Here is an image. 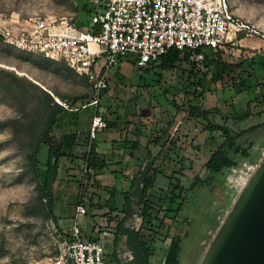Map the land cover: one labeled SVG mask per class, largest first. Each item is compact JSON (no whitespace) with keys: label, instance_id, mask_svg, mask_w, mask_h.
Masks as SVG:
<instances>
[{"label":"rangeland","instance_id":"rangeland-1","mask_svg":"<svg viewBox=\"0 0 264 264\" xmlns=\"http://www.w3.org/2000/svg\"><path fill=\"white\" fill-rule=\"evenodd\" d=\"M229 1L235 15L248 28L222 49L223 53H219L218 57L236 64L247 60L258 70L260 57L264 55V0ZM85 2L89 3V0H0V17L44 14L72 17L77 23H91L92 14H86L82 9ZM2 42L0 68L24 75L55 95L56 102L57 98L65 100L57 95L76 97L87 94V98L80 99L76 104L82 107L93 99L92 82L71 70L65 63L20 52ZM125 60L108 75V92L100 96L98 106L80 109L79 125L67 129L79 135L80 144L75 149L78 156L74 160H61L54 184L56 201L51 216L33 214L34 209H40L33 201L37 195L36 181L24 169V156L13 141L11 129L2 124L9 118L19 116V110L14 101L0 91V264H51L59 250L61 237L70 232L72 217L82 192L84 199L81 201L87 205V213L80 221L84 233L96 227L95 233H99L109 243L110 246H107L110 252L114 240L113 230L104 229L108 223V208L100 207L105 205L110 189L113 188L119 189L116 202L119 206L122 204L124 196L120 189L128 188L129 185L125 186L122 182L125 174L121 153L127 148L125 155H128L132 150V142L139 141L137 152L144 158V163L147 152L151 151V157H156L154 166L163 167L165 174L156 176V186L152 190L160 194L163 193L161 189L169 185L168 175H175L186 187L197 175L202 178L208 176L205 163L223 140L221 131H209L206 128L208 123L226 125L237 133L264 121V115L257 114L244 121L235 120L233 111L245 109L251 96L247 91L237 92L231 85L223 88L220 83L211 82L210 79L204 83L205 92L199 104L202 109L213 111L208 116L205 113L192 115L190 107L197 102L194 95L199 94L201 89L194 92V87H186L188 73L184 70L185 64L181 68L160 73L156 68L145 71V67L138 68ZM103 62L104 59H101L99 63ZM95 114L100 115L106 125L94 140H90L89 131ZM160 135L162 138L159 140ZM155 140H159L157 145ZM240 141H254L253 153L261 152L264 158V129L249 133ZM93 142L97 145V151L109 163L114 159H122L119 164H110V168L119 173L114 174L115 177L109 171L97 172L91 169L87 172V165L81 156ZM113 153L115 157L111 156ZM182 166L184 169L181 176L179 171ZM223 179L224 176L219 174L216 183ZM230 179V187H244V181H247L244 171ZM91 197L94 201L92 205ZM180 199H185L180 213L183 224L173 228L172 234L183 235L189 231V236L182 244L181 258L183 264H198L216 234V229L210 227L216 223L220 215V203L224 199L221 189L211 190L205 183L194 190H190L189 186ZM134 208L137 209V206ZM229 210H225L222 220ZM141 222V219L136 223L129 220L128 225L137 229ZM168 243L169 240H164L156 244L152 264L163 263ZM120 249L122 264H128L133 258L132 254L124 250L123 242L120 243ZM115 262L109 260L108 264Z\"/></svg>","mask_w":264,"mask_h":264},{"label":"trees","instance_id":"trees-1","mask_svg":"<svg viewBox=\"0 0 264 264\" xmlns=\"http://www.w3.org/2000/svg\"><path fill=\"white\" fill-rule=\"evenodd\" d=\"M82 9L86 14L92 11L89 9L87 2L83 4ZM242 33H244V30L240 31L239 34ZM0 42H2L1 38ZM9 47L15 49L12 46ZM219 53H223L222 49L215 50L211 47L197 50L172 48L161 57L157 65L138 66L136 61L129 59L125 61L136 65L138 68L145 67V71L156 68L160 73L181 68L185 64L186 69L184 70L188 73L186 87H194V92H197L198 88L201 89L199 94L194 95L197 102L190 107L192 115L205 113V116H208L213 111V109H202L199 104L200 98L205 92L204 83L208 79L211 82L220 83L223 88L231 85L237 92L247 91L251 96L245 109L233 111L232 116L235 120L244 121L252 118L255 114L258 116L264 115V55L260 57V67L256 70L247 60H242L236 64L219 58ZM36 55L42 56L41 54ZM122 62L123 59L112 68L110 73L117 66L120 67ZM84 77L89 81L86 76ZM0 91L11 98L19 110V116L9 118L2 124L11 129L13 141L24 156V169L36 181L37 195L33 201L40 209H34L33 214L51 216L56 201L54 184L59 174L61 160L62 158L74 160L78 156L75 149L80 144L79 135L77 132L68 131L67 129L79 125L80 109H65L56 102L55 95H51L50 92L44 90L37 83L27 79L24 75H18L14 71L3 68H0ZM106 92H108V85L101 90L100 95L102 96ZM186 92L189 94L190 91L187 90ZM57 96L68 100V102L70 101L72 108H78L79 106H76L77 102L88 97L87 94L76 97ZM91 101L82 106L87 105L84 108L92 106L88 105ZM206 128L209 131H221L223 136V140L205 163V167L209 171L206 178L197 175L194 181L186 187L184 183L180 182L179 178L176 179L175 175H168V187L161 189L163 193H153L152 190L156 186V176L164 175L165 172L163 167L154 166L153 162L156 157L155 155L151 157V151H149L146 162L140 165L139 171L128 181V188L121 187L120 192L124 197L120 206L116 202L119 189H110L111 192L105 205L100 208H108V213H106L108 223L104 229L113 230L114 240L110 247L109 260L116 261L114 264H122L120 259L121 242L124 244V250L131 253L133 257L128 264H152L155 246L164 240H169V243L162 264H183V258H181L182 244L189 236V231L187 230L183 235L172 234V229L177 228L179 224H183L182 220L180 221V213L185 205V199H180V197L189 186L190 190H194L205 183L211 190L221 189L224 202L220 203V215L216 223L210 227L216 229L217 232L223 221L222 215L227 208L231 209L239 194L235 187L229 186L228 174L243 162L259 163L263 159L261 152L253 153L254 141L242 143L240 140L249 133L264 129V121L242 129L237 133L221 124L208 123ZM165 132L163 131V133ZM58 133L60 134L57 135ZM161 138L162 135L159 136V140ZM159 140L154 141L156 145ZM171 143L173 142L171 141ZM138 145L139 141L136 140L130 144V149L136 150ZM127 150V148L123 150L121 158L124 159ZM81 157L85 160L88 169L119 174L115 172L116 170L110 168V164H119L122 159L120 158L119 161L114 159L109 163L107 158L97 151V145L94 142L91 143L89 150H86ZM181 169L179 172L182 176L184 167L182 166ZM219 174H222L224 179L220 183H216ZM83 194L84 192L81 193V200L84 199ZM90 199L92 205L94 201L92 197ZM134 206H137V209ZM112 213L116 215H112ZM140 219L142 222L139 228L136 229L128 225L129 220L136 223ZM95 229L96 227H93L92 231L86 232V237H98L99 233H95ZM100 229L102 230L103 227H100ZM67 236L63 235L61 239ZM200 240L201 237L199 242ZM107 245L110 246L109 243Z\"/></svg>","mask_w":264,"mask_h":264},{"label":"built area","instance_id":"built-area-1","mask_svg":"<svg viewBox=\"0 0 264 264\" xmlns=\"http://www.w3.org/2000/svg\"><path fill=\"white\" fill-rule=\"evenodd\" d=\"M88 4L91 23L44 14L0 17V38L17 50L63 62L86 76L93 90L88 105L93 106H98L108 75L121 59L136 61L138 66L157 65L172 48L225 49L248 28L235 15L229 0H89ZM101 59L104 62L100 64ZM57 102L71 110L87 106L72 108L67 100L59 98ZM105 125L104 119L95 114L89 139L94 140ZM260 162H243L227 179L244 171L246 185ZM240 186L233 187L240 192ZM86 213V205L80 200L70 232L61 239L51 264H108L106 241L100 235L87 238L83 231L80 221Z\"/></svg>","mask_w":264,"mask_h":264},{"label":"water","instance_id":"water-1","mask_svg":"<svg viewBox=\"0 0 264 264\" xmlns=\"http://www.w3.org/2000/svg\"><path fill=\"white\" fill-rule=\"evenodd\" d=\"M199 264H264V158L239 192Z\"/></svg>","mask_w":264,"mask_h":264},{"label":"crops","instance_id":"crops-1","mask_svg":"<svg viewBox=\"0 0 264 264\" xmlns=\"http://www.w3.org/2000/svg\"><path fill=\"white\" fill-rule=\"evenodd\" d=\"M137 149L131 150V152L128 155H125L123 162H122L123 173L125 174V177H123L125 179H123L122 182L125 186L129 185L128 181L136 174L140 165H142V163H144V161H143L144 158L142 159L140 157V154L137 152ZM131 155H133V156H131ZM111 156L115 157L116 155H114V153H113ZM136 168H138V169H136ZM111 175H113L115 177L114 174H111Z\"/></svg>","mask_w":264,"mask_h":264}]
</instances>
